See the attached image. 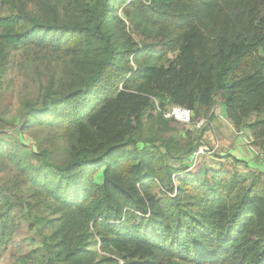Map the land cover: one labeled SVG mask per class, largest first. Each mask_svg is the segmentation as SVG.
Returning a JSON list of instances; mask_svg holds the SVG:
<instances>
[{
    "label": "trees",
    "instance_id": "trees-1",
    "mask_svg": "<svg viewBox=\"0 0 264 264\" xmlns=\"http://www.w3.org/2000/svg\"><path fill=\"white\" fill-rule=\"evenodd\" d=\"M27 61L21 128L64 156L0 140L3 264H264V172L190 170L203 137L160 111L221 104L264 149V0H0V90Z\"/></svg>",
    "mask_w": 264,
    "mask_h": 264
},
{
    "label": "rangeland",
    "instance_id": "rangeland-1",
    "mask_svg": "<svg viewBox=\"0 0 264 264\" xmlns=\"http://www.w3.org/2000/svg\"><path fill=\"white\" fill-rule=\"evenodd\" d=\"M12 76V83L7 86L8 82L5 81L0 90V111L7 122L5 127L0 128V140L9 138L13 142H19L23 146L31 147L34 150L46 146L50 150H54L63 159L62 148L64 140L59 137L58 132L54 128L48 124L32 125L27 129L21 128V118L18 114L19 105L26 98H36L40 84L39 79L35 77L30 61L22 65L20 69L15 66ZM156 103L158 104V101ZM213 112L217 120L211 122V125L206 130H203V127L198 129L192 126H184L193 136L201 134L204 139V143L201 146H203V149L204 147L208 148V150H204L197 157L194 154L191 155L185 160V164L191 170L195 165L218 166L220 161L227 160L230 164L231 162L235 163V159H239L238 163L234 165H236L235 167L239 174L245 178L248 184L255 173L264 172V149L252 144L251 133L247 128H236L233 126L224 113L223 105L216 104ZM213 148H215V153L223 155L226 159L214 158L211 153ZM214 160L217 161L213 163ZM11 173L12 171L4 179H7L9 175V178L13 177ZM2 178L0 174V180ZM100 178L98 174L95 180L99 181ZM175 181L177 183V179ZM21 187L23 189L27 188L25 184H21ZM27 195L28 192L23 194V196ZM1 257L3 256H0V264H3Z\"/></svg>",
    "mask_w": 264,
    "mask_h": 264
},
{
    "label": "built area",
    "instance_id": "built-area-1",
    "mask_svg": "<svg viewBox=\"0 0 264 264\" xmlns=\"http://www.w3.org/2000/svg\"><path fill=\"white\" fill-rule=\"evenodd\" d=\"M163 114L164 117L166 118H173L176 121L180 122L184 126H192L198 129H201L206 123L209 122L207 118H200L197 120H194L193 118V112L184 106H179V105H173L169 106L166 109L160 110ZM204 150H208V148L203 146H199L197 150L194 153V156H198L201 153L204 152ZM215 151V148L212 149L211 153Z\"/></svg>",
    "mask_w": 264,
    "mask_h": 264
}]
</instances>
